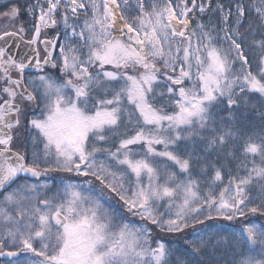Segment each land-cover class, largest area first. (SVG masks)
<instances>
[{
	"label": "snow or ice",
	"instance_id": "obj_1",
	"mask_svg": "<svg viewBox=\"0 0 264 264\" xmlns=\"http://www.w3.org/2000/svg\"><path fill=\"white\" fill-rule=\"evenodd\" d=\"M22 15L30 39L0 31L3 264H264V222L214 226L264 220V129L236 119L264 98V0L0 3ZM196 139L236 161L227 182L210 164L194 175L180 145ZM53 173L55 190L40 183Z\"/></svg>",
	"mask_w": 264,
	"mask_h": 264
},
{
	"label": "trees",
	"instance_id": "obj_2",
	"mask_svg": "<svg viewBox=\"0 0 264 264\" xmlns=\"http://www.w3.org/2000/svg\"><path fill=\"white\" fill-rule=\"evenodd\" d=\"M217 0H213L215 4ZM225 5H228L233 2V0H222ZM248 2V0H246ZM204 21L207 22L208 17H203ZM195 24V21H193ZM62 27V25H60ZM245 51L248 52L249 56L253 55L252 51L247 47ZM253 63L255 61L253 60ZM255 105V108L252 107ZM264 111V98H260L257 94H253L249 97V105L247 107H242L236 112V119L238 122V126L243 130L246 135H258L262 129H264V119L259 115V111ZM220 115L227 117V112H221ZM159 147V146H158ZM181 154H191L194 164V175L200 174V166L205 164H210L211 167L208 168V171L211 172L213 168H222L223 174L225 177V182H227L229 170L236 169V161L232 159L230 156H226L223 152L218 151H207L205 148L204 142L196 139L194 141L181 142L180 145ZM258 159V158H257ZM178 171V169H177ZM107 206L111 210V208L119 209V206L114 201H108ZM135 223L139 224L140 221L138 218H132ZM247 222H256L261 223L264 222L259 217H248L245 219H237L233 222H219V224L214 225L215 227H220L223 225V233L224 237H227L231 232H238L241 230V225Z\"/></svg>",
	"mask_w": 264,
	"mask_h": 264
},
{
	"label": "flooded vegetation",
	"instance_id": "obj_3",
	"mask_svg": "<svg viewBox=\"0 0 264 264\" xmlns=\"http://www.w3.org/2000/svg\"><path fill=\"white\" fill-rule=\"evenodd\" d=\"M8 0H0V3H7ZM21 4H24L26 2L30 3V2H34V0H20ZM35 21L31 16L28 15H22L19 19L15 20V21H5L3 19H0V31H3L5 28H7L9 31H15L17 30L21 25L24 26V28L26 29V34L24 36V39H30L32 36V33L34 31L33 25H34ZM63 27V26H62ZM61 27V28H62ZM58 29H49L47 31V33H42V39H53L56 34H57ZM20 48H19V52L18 54L16 52H13L14 55H16L17 59H20L21 57H23L25 55L26 52H28L29 49V45L25 44L23 41H20ZM3 42L0 41V45H2ZM40 49H41V53L43 54V45H39ZM29 55L31 53H28ZM56 53H54L55 55ZM49 72L52 73H58V69H48ZM13 75L15 76L16 74L13 73ZM38 111V110H37ZM31 116V113H27L24 117H22L23 121H27V119H29ZM26 134L23 133V131L21 130V136L20 139L23 140L24 136ZM54 174V173H53ZM53 174L52 176H47V177H42L40 183H44V182H48L47 180L50 178L51 180H53ZM32 182H35L34 180ZM0 264H3V258H0Z\"/></svg>",
	"mask_w": 264,
	"mask_h": 264
},
{
	"label": "rangeland",
	"instance_id": "obj_4",
	"mask_svg": "<svg viewBox=\"0 0 264 264\" xmlns=\"http://www.w3.org/2000/svg\"><path fill=\"white\" fill-rule=\"evenodd\" d=\"M81 19H83V17H81ZM64 175H67V174H59V173H54L53 174V180H51L50 178L47 180L48 182H44V183H47L51 186L52 190H55L59 187H61L60 185V180L57 179V177L59 176H64ZM50 176H52V174H50ZM68 179L74 183V184H79L81 182V179L78 178V177H75V176H71V177H68ZM51 194V193H49ZM85 194L87 195L88 193L85 192ZM106 206H107V203H106Z\"/></svg>",
	"mask_w": 264,
	"mask_h": 264
}]
</instances>
